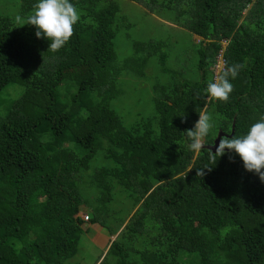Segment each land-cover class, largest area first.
Returning a JSON list of instances; mask_svg holds the SVG:
<instances>
[{"label": "trees", "instance_id": "16d2710c", "mask_svg": "<svg viewBox=\"0 0 264 264\" xmlns=\"http://www.w3.org/2000/svg\"><path fill=\"white\" fill-rule=\"evenodd\" d=\"M37 2L0 0V91L21 88L0 115V264H67L90 226L106 236L91 264H264V182L207 148L264 116V0H70L80 19L56 52L24 24ZM124 6L173 20L129 54ZM176 23L195 38L178 41ZM221 40L223 65H243L227 102L205 91ZM177 45L183 79L166 62ZM133 76L150 79L138 103L122 89ZM202 111L213 127L195 153L184 132Z\"/></svg>", "mask_w": 264, "mask_h": 264}, {"label": "clouds", "instance_id": "9594fccd", "mask_svg": "<svg viewBox=\"0 0 264 264\" xmlns=\"http://www.w3.org/2000/svg\"><path fill=\"white\" fill-rule=\"evenodd\" d=\"M79 19L78 10L70 0H38L24 24L34 26L36 37L50 41L47 50L56 52L70 40L74 34L73 26ZM241 68H243L242 64L221 65V74L217 75L215 82H210L205 89L208 98L227 102L233 91L229 77L236 78ZM212 127L211 116L207 112H200L193 129L184 132L190 141L188 147L191 151L199 153L203 149L204 138ZM226 149L239 156L246 171L257 174L261 182H264V116H261L260 120L252 124L247 133L240 137H221L215 153L210 151L214 164L217 161L216 157L224 155ZM204 169L211 171V167L204 166L197 169L196 175L204 176L206 174ZM84 216L87 215L83 214L82 219L87 221ZM228 230V228L224 229L225 232Z\"/></svg>", "mask_w": 264, "mask_h": 264}, {"label": "rangeland", "instance_id": "374dc122", "mask_svg": "<svg viewBox=\"0 0 264 264\" xmlns=\"http://www.w3.org/2000/svg\"><path fill=\"white\" fill-rule=\"evenodd\" d=\"M7 2H8V0H5V3H7ZM0 6L5 7V5L1 4V3H0ZM123 8H124V13L126 14V16L134 24L133 29L127 30V34L131 37L133 42L132 41H124L123 38L125 35L123 34V31H119L116 38H117V40L122 39L121 42H118L119 46H120L119 49H122L124 52L129 53V54L133 53L132 44L143 43L145 41H148V39H150V40L156 39V37L154 36V32L156 30L162 29V27L153 26L155 22L163 23V20H165V21L172 23V20H173L171 15L168 12H166L164 10L156 9V8L155 9L151 8V11L150 10H148V11L150 13V16H153L154 19L146 22L147 17H148L147 12H144L141 9H138L136 7H133V6H124ZM144 13H146L147 15ZM173 23H175V22H173ZM163 24H165V23H163ZM180 26L177 23H176V25L172 26L173 27L172 31L177 36L178 41L180 40L181 43H184L186 41H189L190 38L191 39L195 38V36L191 37V35H188L186 32H183L182 30H175V29L179 28ZM134 39H135V41H134ZM195 41H197V39H195L194 42ZM115 44H116V41H115ZM182 49H183L182 46H178V45L173 46L171 51H169V52H171L172 56H170L169 52H168L167 59H166L167 63H173L174 67L176 68V71L179 72V78H181V79L185 78V74L176 65V64H178L177 63L178 58H176L175 56L176 55L181 56V54H183ZM92 67H93V65L90 63H88L85 66L73 67L71 69H67L64 72V76L70 80L76 81L83 74H86L89 70H91ZM149 81H150V79L147 80V83L142 84L141 79L137 78V76H133V78L128 80V82L131 83V85L126 84L122 87V89L125 92L131 91L132 102L138 103L142 99L146 98V94L144 93L145 92L144 89L147 91L149 90V88H148V86L150 85ZM132 86H135L136 90H134L132 88ZM137 89L139 91H137ZM20 93H21V88L17 85H13V84L5 87L3 90L0 91V115H3L6 112V108L8 107L9 103L13 99H15L17 96H19ZM127 106H131V103H128L127 100H125L124 101V107H123V111H125V114L123 113L122 115H124L126 117V120L129 117L127 112L128 111L131 112L130 107H129V109H127ZM80 187L85 191L86 195H89L91 193V189L88 186H83L82 184H80ZM84 208L85 207H82L80 209L81 214L86 213ZM12 214H16V213L12 212V211H8L9 216ZM95 233H98V231L93 230L91 227H89L88 230L85 231L84 233H83V231H81V234H80L79 240H78V244L76 247V252L72 258L67 260V262H68L67 264H91V263H93V261H95L96 257L99 256V254H100V249H99L100 247L98 248V246L94 242V240L96 239Z\"/></svg>", "mask_w": 264, "mask_h": 264}, {"label": "built area", "instance_id": "2783aa9c", "mask_svg": "<svg viewBox=\"0 0 264 264\" xmlns=\"http://www.w3.org/2000/svg\"><path fill=\"white\" fill-rule=\"evenodd\" d=\"M226 45V41L225 40H221L220 41V47L221 49L217 52L216 56H215V62L212 66V75H213V80L215 81V77L217 75L220 74V66L223 65V57H222V52H223V49ZM84 219H86L87 217L84 216L83 217Z\"/></svg>", "mask_w": 264, "mask_h": 264}, {"label": "crops", "instance_id": "0c3cea01", "mask_svg": "<svg viewBox=\"0 0 264 264\" xmlns=\"http://www.w3.org/2000/svg\"><path fill=\"white\" fill-rule=\"evenodd\" d=\"M93 230H97L98 233L96 234V239L94 240L95 244L100 247L101 250H103V243L105 242V233L103 232V230L101 228H98L96 226H90ZM103 233V234H102Z\"/></svg>", "mask_w": 264, "mask_h": 264}, {"label": "water", "instance_id": "95a60500", "mask_svg": "<svg viewBox=\"0 0 264 264\" xmlns=\"http://www.w3.org/2000/svg\"><path fill=\"white\" fill-rule=\"evenodd\" d=\"M219 136H220V133H218L216 138L213 140V145L207 146L208 149H210L212 151H214L216 149V145L218 143Z\"/></svg>", "mask_w": 264, "mask_h": 264}]
</instances>
